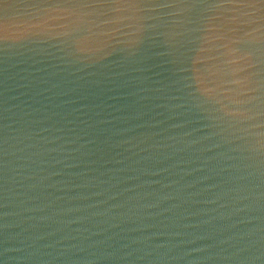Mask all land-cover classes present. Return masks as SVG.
<instances>
[{"label": "water", "instance_id": "water-1", "mask_svg": "<svg viewBox=\"0 0 264 264\" xmlns=\"http://www.w3.org/2000/svg\"><path fill=\"white\" fill-rule=\"evenodd\" d=\"M0 264H264V0H0Z\"/></svg>", "mask_w": 264, "mask_h": 264}]
</instances>
